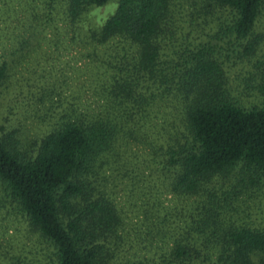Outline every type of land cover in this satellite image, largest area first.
Listing matches in <instances>:
<instances>
[{
  "label": "rangeland",
  "instance_id": "374dc122",
  "mask_svg": "<svg viewBox=\"0 0 264 264\" xmlns=\"http://www.w3.org/2000/svg\"><path fill=\"white\" fill-rule=\"evenodd\" d=\"M69 2L0 0V139L32 160L67 122L114 117L116 142L89 180L95 199L105 198L118 219L102 242L103 264H202L177 259L174 240L188 242L204 227L210 234L215 221L219 228L264 231V175L240 164L198 195H181L170 166L174 149L193 142L180 85L201 50L222 66L230 100L264 109V5L249 39L239 41L227 29L231 10L207 0H171L173 20L162 38L167 57L161 62L174 69L173 89L143 81L137 101L125 97L118 110L110 105L113 83L135 74L136 51L119 40L100 44L92 35L116 13L120 0L91 6L76 21ZM249 42L251 55L245 52ZM251 257L264 264L258 254ZM0 264H58L53 243L2 184Z\"/></svg>",
  "mask_w": 264,
  "mask_h": 264
},
{
  "label": "trees",
  "instance_id": "16d2710c",
  "mask_svg": "<svg viewBox=\"0 0 264 264\" xmlns=\"http://www.w3.org/2000/svg\"><path fill=\"white\" fill-rule=\"evenodd\" d=\"M109 1L70 0L69 16L76 21L87 8ZM207 1L231 10L227 29L239 41L249 39L264 5V0ZM170 9L171 0H120L116 13L92 35L100 44L119 40L136 51L132 53H136L135 74L117 77L113 83V108L123 110L125 97L137 101L138 90L144 89L137 88L148 80L159 88L173 89L174 69L161 62L167 57L162 38L171 30ZM248 44L245 52L251 55L254 46ZM191 62L180 86L193 142L174 149L170 166L177 174L175 190L198 195L213 178L240 164L264 175V109L243 108L230 100L222 66L205 50ZM111 123H115L112 116L91 124L69 121L44 140L32 160L0 139V184L31 225L53 243L58 264H103L102 242L118 226L114 208L103 197L95 199L89 182L99 159L116 142L118 128L116 123L110 127ZM213 224L210 234L204 227L188 242L176 238L175 257L202 264H255L251 256L258 254L264 262V231ZM202 248L209 251L203 254Z\"/></svg>",
  "mask_w": 264,
  "mask_h": 264
}]
</instances>
